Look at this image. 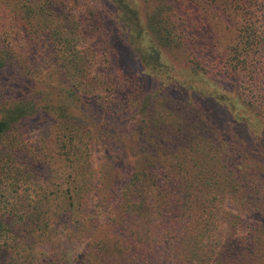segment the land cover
Segmentation results:
<instances>
[{"label":"trees","instance_id":"trees-1","mask_svg":"<svg viewBox=\"0 0 264 264\" xmlns=\"http://www.w3.org/2000/svg\"><path fill=\"white\" fill-rule=\"evenodd\" d=\"M141 1L145 7L127 0H100L105 11L115 15L118 35L135 51L141 71L157 74L159 79L170 75L172 68L164 61L167 52L179 54L193 67L202 60V66L196 68L198 75L203 72L210 79L212 75L226 79L237 92L210 94L211 100L229 111L234 125L259 127L264 139V0H204L202 5L199 0ZM186 2L188 9L177 22ZM176 24L183 25L193 40L184 39ZM206 83L211 82L206 79ZM128 84L122 85L126 96L119 107L130 112L133 122L116 134L102 132L93 119L94 106L88 98L76 96L77 102L69 101L76 95L71 87L26 94L12 101V108L0 109V141L34 118L45 116L57 121L60 128L64 126L61 135H55L56 155L32 157L29 167L12 157L0 175V264H264V253L256 257L253 252L264 247V240L256 238L254 230L247 238L248 234L239 237L229 229L217 250L203 240L216 218L225 216L219 209L232 192L242 193L256 208L263 206L264 169L244 168L243 157L248 159L256 152L255 142L245 138L222 141L228 150L221 154L215 143L211 144V133L217 128L202 119L195 97H186L179 106L180 102L169 95L167 82L163 85L162 80L157 81L154 98L132 90ZM84 103L90 121L87 133L99 141H117L115 146L103 145L112 151L109 155L134 158L129 175L120 172L116 161L106 160L113 175L106 180L98 176L89 190L97 208L106 211L103 220L85 219L79 213L75 202L86 193L77 187H83V178L80 184L73 179L68 187L53 193L49 186L54 181L48 177L45 187H38V174L33 173L51 166L54 172L64 171L62 167L69 160L71 167L73 163L84 167L76 147L81 126H77L75 116ZM241 103L249 108L239 109ZM251 112L254 116H248ZM203 148L206 152L196 157ZM237 219L236 223L243 222V226L244 220L240 216ZM231 226L241 231V225ZM263 227L264 223L258 229ZM62 231L65 236L86 240L76 259L42 250L40 260L34 262L24 254L18 263L19 252L53 240ZM23 238L25 242L19 245ZM9 242L15 244L7 245Z\"/></svg>","mask_w":264,"mask_h":264},{"label":"rangeland","instance_id":"rangeland-1","mask_svg":"<svg viewBox=\"0 0 264 264\" xmlns=\"http://www.w3.org/2000/svg\"><path fill=\"white\" fill-rule=\"evenodd\" d=\"M127 1L139 7H145L141 0ZM199 2L202 5L204 0ZM186 6L187 2L183 7L180 6L182 12L178 13L177 22H179L180 14L181 17L185 15V10L188 9ZM179 11H181L180 8ZM110 13V10L105 11L100 5V0H0V64H2L0 66V109L12 108V101H18L26 94H45L55 88L71 87L76 95L69 101L77 102L78 96L88 98L94 106L95 123L102 132L108 130L116 134L133 122L130 112L121 111L119 107L126 96L123 95L125 89L122 85L129 81L130 86L129 84L127 86L132 90H140L139 93H148L147 95L154 98L155 94H158L155 93L157 81L162 80L163 85L165 82L169 83L168 93L175 97L174 100L180 102L179 106L185 103L186 97H195V104L201 112L202 119L206 120L209 127L212 124L217 128L211 133V144L215 143L221 154H226L228 150L221 145L222 141L235 142V138L253 140L257 149L248 159L243 157L244 168L263 170L264 139L261 137L260 128L250 124L234 125L229 111L214 99L211 100L210 94L219 95L225 91L231 94L237 93L235 86L226 79L216 78L214 75L211 79L203 72H199L198 75L196 68L202 66L203 61L200 60L193 67L190 61H185L177 53H165L164 61L172 68L170 75L164 74L159 79L157 74L141 71L135 51L121 41L115 26V15ZM176 28L184 39L189 37L193 40L192 35L186 32L187 29L183 25L176 24ZM188 44L189 39L186 42L187 47ZM212 66L214 71L218 70V67ZM200 77L208 87L200 81ZM206 79H209L211 83H206ZM195 86H197L196 89ZM200 91L204 93L200 94ZM152 92L155 94L152 95ZM81 108V111H77L75 115L76 121H79V124L76 122L75 124L81 126L77 130L80 136L76 138L79 142L76 147L79 150L78 154L80 153L84 158V167L79 168L74 163L71 167L69 160L62 167L64 171L54 172V167L51 166L37 168L33 173L38 174L36 180L38 187H45V179L48 177L53 180L54 183L49 186L53 193L68 187L73 179L80 184L83 178L84 183L81 184L83 187L80 185L77 187L85 189L86 193L78 202H75L79 205V213L85 219L100 217L103 220L106 211L97 208L96 200L89 190L93 184H96L98 176L106 180L109 174L113 175V169L107 161H116L115 166L120 172L129 175L134 158L124 160L123 154L109 155L112 151L103 145L115 146L118 142L112 139L99 141L97 136L92 137L91 133H87L90 130V121L86 117V103L82 104ZM238 108H249V106L247 103H241ZM175 112L178 114L177 111ZM2 113L1 111L0 118ZM248 116L254 115L251 112ZM49 120L52 119L45 116L42 119L39 117L27 120L19 130L13 129L1 139L0 175L12 157H15L16 163L23 160L22 165L27 163L26 167H29V162L32 165V157L56 155L55 135H61L60 129L64 126L60 128L57 121ZM207 139L208 134L202 140ZM232 149L230 148L231 152ZM205 152L203 148L201 154H196V157L202 156ZM261 173L264 175V170ZM25 185L29 186V184ZM32 186L35 185L32 184ZM103 194H106V191ZM231 194L230 199H223L219 209V212H224L225 216L217 217L216 223L203 237V240L208 241L209 245L216 250L229 229L239 237L243 233L248 234L247 238L250 231L254 230L256 238L264 240V227L261 230L258 229L264 223V200L261 202L263 206L256 208L253 203H249L242 197V193L239 195L232 192ZM239 216L244 220L243 226V222L236 223L239 221L237 219ZM231 225H241V231L239 232ZM257 229L259 231L255 232ZM65 235L66 232L62 231L53 240L38 244L37 247L27 249L25 252H19V258L22 260L19 259L18 263L23 261L24 257L21 256L24 254L30 256V260L34 262L40 260L38 253L42 250L63 253L71 260L76 259L86 240ZM18 237L21 238L23 235ZM25 240L26 238H23L17 243L21 245ZM14 244L15 242L7 243L10 246ZM8 252L11 257L12 250ZM253 252L257 257L260 253H264V247L254 249Z\"/></svg>","mask_w":264,"mask_h":264}]
</instances>
